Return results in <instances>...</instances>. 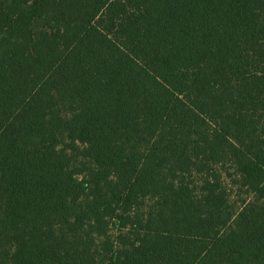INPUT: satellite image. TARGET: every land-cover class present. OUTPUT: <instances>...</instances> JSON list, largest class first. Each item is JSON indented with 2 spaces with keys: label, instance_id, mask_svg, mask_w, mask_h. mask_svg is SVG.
I'll return each instance as SVG.
<instances>
[{
  "label": "trees",
  "instance_id": "trees-1",
  "mask_svg": "<svg viewBox=\"0 0 264 264\" xmlns=\"http://www.w3.org/2000/svg\"><path fill=\"white\" fill-rule=\"evenodd\" d=\"M0 264H264V0H0Z\"/></svg>",
  "mask_w": 264,
  "mask_h": 264
}]
</instances>
